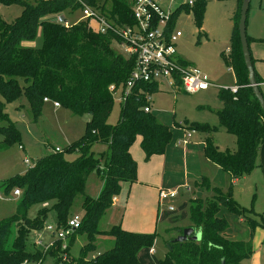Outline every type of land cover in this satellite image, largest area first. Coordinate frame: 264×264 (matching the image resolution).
I'll return each instance as SVG.
<instances>
[{
	"label": "trees",
	"instance_id": "16d2710c",
	"mask_svg": "<svg viewBox=\"0 0 264 264\" xmlns=\"http://www.w3.org/2000/svg\"><path fill=\"white\" fill-rule=\"evenodd\" d=\"M240 5L242 0H238ZM3 4L19 3V0H0ZM81 2L97 10L114 25L132 23V5L135 0H38L25 3L13 23L6 24L0 18V150L15 141L20 133L5 111L6 103L24 96L30 114L36 120L41 113L43 97L57 100L60 106L73 114H89L84 134L63 150H54L37 159L25 172L4 184L3 191L21 190L17 211L0 220V264H31L42 259V251H28V236L41 230L50 211H54L57 226H66L73 214L72 206L82 196L80 226L70 235V242L77 233H84L88 242L76 258L68 254L69 244L61 251V239L54 241L60 255V264H141L138 252L152 246L156 232H133L115 224L106 230L114 239V245L87 258L92 241L101 232L98 224L112 209L113 198L123 183L137 181V163L130 154V146L140 137V147L145 159L153 154L164 153L172 138L171 127L160 122L150 110L143 107L150 101L145 94L158 90L156 82H139L120 103L119 116L114 124L108 122L114 98L110 87L123 91L125 82L135 64L134 56L126 57L116 50L118 37L112 31L99 33L88 19L73 21L65 26L46 16L73 13L80 10ZM188 7V6H186ZM194 9L198 26L203 16L204 0H195ZM181 8L173 15L175 21ZM239 14L232 34L231 48L226 59H231L235 73V90L221 87L218 98L222 107L214 111L218 125L206 122H190L186 129L204 133L203 154L206 159L221 167L228 177V190L212 186L206 176L201 177L199 187L211 189L213 194L206 200L196 197L189 200V220L194 231H200V239L187 238L174 241L182 232L177 227L175 236L165 240L167 253L159 264H246L252 254L251 238L232 239L226 235L228 222L218 215L220 206L245 217L249 210L231 196L232 181L249 174L256 166L259 149L264 144V112L248 85V72L244 63L238 34ZM173 26V24H172ZM38 30L42 44L34 47ZM248 43L251 38L247 36ZM180 60V59H179ZM251 60L253 58L251 56ZM182 61V60H181ZM183 63H187L182 61ZM255 72L256 82H264ZM179 84V81H177ZM261 90V89H260ZM264 97V94H263ZM219 127L236 137V149L221 150L210 133ZM95 144L105 148L95 153ZM77 151L78 157L67 160L65 153ZM96 171L102 185L96 197L86 194L88 175ZM40 204L34 217L27 216L31 205ZM254 226L253 220L247 218ZM264 227V223H259ZM103 232V231H102ZM57 252V253H58Z\"/></svg>",
	"mask_w": 264,
	"mask_h": 264
},
{
	"label": "rangeland",
	"instance_id": "374dc122",
	"mask_svg": "<svg viewBox=\"0 0 264 264\" xmlns=\"http://www.w3.org/2000/svg\"><path fill=\"white\" fill-rule=\"evenodd\" d=\"M37 1L19 0V3L10 4L0 2V18L6 24H11L21 14L23 4L33 5ZM173 1L176 6L185 2V0ZM240 6L238 0H204L203 16L201 24L198 26L194 9H189L180 4L181 11L176 17L174 27L182 31V36L175 45L176 55L180 60L206 72L215 85L210 86L207 90L189 94L180 87L175 89L162 81L158 90L151 93V111L159 118V121L161 120L160 122L163 119L169 121L168 126L171 129L176 128L179 122H181L182 127H187L188 123L194 121L206 122L211 126L218 125V118L214 113L215 110L222 107L217 95L218 91L221 87H233L236 82L234 66L232 67L233 62L231 59H225L224 57L229 53L227 49L231 48L232 34L236 27L235 19L240 13ZM59 15L65 16L70 24L81 19L80 10H75L73 13L65 11L62 14L46 16L45 18L57 20ZM246 34L247 36L256 34L261 37L260 42H257V45L251 43L250 48L253 50L258 47V52L264 54V0H250L246 19ZM41 44L42 34L38 30L31 46L40 47ZM260 89L264 94V86ZM121 94L122 89L120 87L113 93L114 104L108 118V122L111 124H114L118 119ZM0 99H2L1 96ZM5 111L19 130L20 141H15L0 150V220L13 215L17 211V202L20 195L15 196L13 194V190L16 188L4 192L3 187L7 180L27 170L29 165L25 164L24 158L27 157L30 165H33L37 159L51 153L56 147L63 150L84 134L86 123L90 119L89 114L76 115L63 106L54 107L52 101H47L43 102L38 118L33 120L27 99L24 96L6 103ZM189 131L191 130H186V133ZM178 133L180 134L181 130ZM191 134L192 140L196 137L202 138L205 135L197 131H192ZM210 136L221 150L236 149V137L226 132L224 128L219 127L216 131L210 133ZM1 138L2 136H0ZM19 145H22L23 148L20 149ZM104 148L103 145L95 144L92 150L98 153ZM78 155L77 151H72L65 153L64 157L67 160H74ZM259 161L257 157L258 164ZM260 163L262 168L256 166L245 179L232 183V198L241 206L249 209L245 211L246 218L229 211L224 205L220 206L218 213L220 217L227 220L229 225L227 233L229 235L235 239L247 240L251 238L253 251L251 256L246 259V264H264V227L259 225V223H264V163ZM198 166L197 175L192 174L188 177L187 183H178L176 187H173L177 190L178 196L176 199L170 202H160L153 228L157 235L152 246L142 248L138 252V259L141 264H159V260L165 257L167 253L165 240L177 234L174 230L176 227L178 229L185 228L190 223L189 200L191 198L199 197L206 200L212 196L211 189L199 187L202 176L208 177L212 186H217L222 191L228 190V177L221 167L212 163H203ZM185 184L188 188H184ZM101 185V177L96 171L91 172L86 181V194L96 197ZM81 202L82 196H78L72 206V213H78L82 216ZM118 203L125 210V203L122 201ZM169 204L173 206V211L168 210L167 206ZM39 208L40 204L31 205L27 210V216L34 217ZM253 208L260 212L255 211ZM247 218L253 220L256 224L252 226ZM120 219L118 212H115V210L107 212L101 218L98 224V229L101 232L95 235L92 241L94 247L88 250L87 258H91L114 245L113 237L104 231L109 230L112 225L120 224ZM126 219L132 221L135 216L131 213L129 216L126 215ZM48 225L57 226L54 211L48 213L41 230L32 231L28 236L27 250L30 252L36 250L43 252L40 256L42 257L41 261L37 260L31 264H60V255L63 257L65 255L56 249L57 245L53 242L54 236L51 230L47 228ZM55 238L58 239L56 236ZM70 239V236L64 239L69 244L68 254L70 258H76L80 254L81 247L88 242V238L84 233H77L71 242ZM38 240H41L42 244L37 243ZM50 241H52V245L48 246L47 249L43 248Z\"/></svg>",
	"mask_w": 264,
	"mask_h": 264
},
{
	"label": "built area",
	"instance_id": "2783aa9c",
	"mask_svg": "<svg viewBox=\"0 0 264 264\" xmlns=\"http://www.w3.org/2000/svg\"><path fill=\"white\" fill-rule=\"evenodd\" d=\"M195 0H185L177 6L173 0H135L132 5V23L125 25H114L105 19L99 12L85 3L81 2L80 12L81 19H88L90 26L99 33H107L112 31L118 37L116 42L117 50L126 55V57L134 56L135 64L130 75L125 82L124 89L120 96V101H124L132 86L139 82H156L158 87L163 81L169 87H180L189 94H194L202 90L208 89L215 84L211 81L209 75L203 70L192 66L189 63H183L176 55V43L182 36V31L175 28L173 15L180 9V4L191 7ZM179 6V7H178ZM57 20L65 26H69L65 16H58ZM173 24V26H172ZM229 52V48L227 49ZM179 81V84H177ZM236 87H232L235 90ZM112 93L116 91V87H110ZM147 101L151 100L150 94H145ZM43 101H52L54 107H59L57 100H51L44 96ZM144 111L151 110L149 104L143 107ZM190 132V131H189ZM190 133H187L189 136ZM22 149V145H19ZM55 150L60 151L58 147ZM26 165H30L27 157L24 158ZM184 188H188L184 185ZM15 196L20 195V189L13 190ZM176 188H161L158 193L160 202H165L177 198ZM115 200V197L113 198ZM168 210H173L172 205H168ZM82 216L73 213L67 220L66 226H52L47 228L54 232V235L62 240L61 249H65L67 243L64 241L72 234L74 229L80 226ZM37 243L42 244L41 240ZM52 242L43 246L47 249Z\"/></svg>",
	"mask_w": 264,
	"mask_h": 264
},
{
	"label": "crops",
	"instance_id": "0c3cea01",
	"mask_svg": "<svg viewBox=\"0 0 264 264\" xmlns=\"http://www.w3.org/2000/svg\"><path fill=\"white\" fill-rule=\"evenodd\" d=\"M249 37L251 38L249 42V50L254 61V68L259 76L264 79V54L258 52V47L253 50L250 48L251 43L257 45V42H260L261 37H258L256 34H249ZM25 44L32 45L33 42ZM263 86L264 82L260 84V88ZM162 123L168 125L169 121L167 122V120L163 119ZM177 125L178 126H176V128L171 129V141L162 154H153L146 160L144 158V152L140 147L139 136L130 146V154L137 163V181L133 183H123L121 192L115 197V200H113V206L111 209L118 212L119 219L121 217L119 220L120 224H122L121 226L126 230L145 233L154 232V223L157 216L156 214L158 213V207L160 205L158 198L159 190L161 188L173 189V187H176L178 183L188 181V177L190 175H197L198 165H202L203 163H212L213 165H216L206 159L203 154L204 136L202 138L196 137L192 140V131L188 132L190 135L187 136L186 130L188 129L182 127L181 122ZM180 130L181 133L179 134L178 132ZM257 157L260 160L258 166L259 168H262V164L260 162L264 163V144L261 145ZM250 174L236 178L232 181V183H236L240 179H245ZM185 185L187 186V184ZM119 201L125 203V210L122 206H120L118 203ZM170 201L171 200L168 202ZM254 210L260 212L256 209ZM131 213H133L135 219L129 221L126 219V215L129 216ZM189 226L190 223H188L185 227ZM228 230L229 229L226 231V235L229 238L235 239L227 233ZM51 233L54 236V240L52 239L54 242L57 239L55 238L54 232L51 231ZM51 242L52 241L49 243Z\"/></svg>",
	"mask_w": 264,
	"mask_h": 264
},
{
	"label": "water",
	"instance_id": "95a60500",
	"mask_svg": "<svg viewBox=\"0 0 264 264\" xmlns=\"http://www.w3.org/2000/svg\"><path fill=\"white\" fill-rule=\"evenodd\" d=\"M250 0H242L240 6V13H239V20H238V34L239 40L241 44V51L244 59V63L248 72V85L251 87L254 96L258 100L263 112H264V97L263 93L260 90L259 84L256 82L255 79V72H254V65L251 60V53L249 50V43L247 40L246 34V19H247V12L249 8ZM200 231H194V228L189 226L182 229V232L174 237V241H182L187 238L192 240H199L200 239ZM168 245V244H167Z\"/></svg>",
	"mask_w": 264,
	"mask_h": 264
}]
</instances>
